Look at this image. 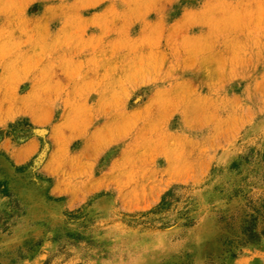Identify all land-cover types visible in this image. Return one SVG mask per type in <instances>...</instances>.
Segmentation results:
<instances>
[{
	"label": "rangeland",
	"instance_id": "rangeland-1",
	"mask_svg": "<svg viewBox=\"0 0 264 264\" xmlns=\"http://www.w3.org/2000/svg\"><path fill=\"white\" fill-rule=\"evenodd\" d=\"M0 264H264V0H0Z\"/></svg>",
	"mask_w": 264,
	"mask_h": 264
}]
</instances>
